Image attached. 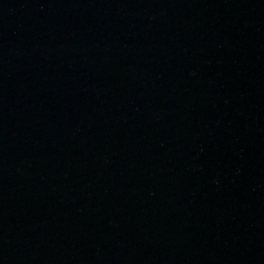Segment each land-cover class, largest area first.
I'll return each instance as SVG.
<instances>
[{"label":"water","instance_id":"obj_1","mask_svg":"<svg viewBox=\"0 0 264 264\" xmlns=\"http://www.w3.org/2000/svg\"><path fill=\"white\" fill-rule=\"evenodd\" d=\"M0 264H264V0H0Z\"/></svg>","mask_w":264,"mask_h":264}]
</instances>
